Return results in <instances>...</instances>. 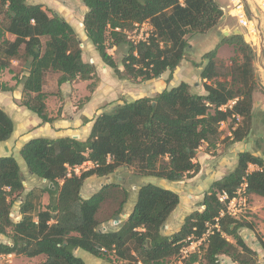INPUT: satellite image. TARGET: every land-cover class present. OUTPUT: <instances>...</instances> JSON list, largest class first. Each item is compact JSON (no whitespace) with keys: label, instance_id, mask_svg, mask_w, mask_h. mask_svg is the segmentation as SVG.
<instances>
[{"label":"trees","instance_id":"16d2710c","mask_svg":"<svg viewBox=\"0 0 264 264\" xmlns=\"http://www.w3.org/2000/svg\"><path fill=\"white\" fill-rule=\"evenodd\" d=\"M86 7L83 28L101 61L117 77L149 81L174 70L184 59L190 44L186 36L203 33L218 24L223 11L216 0H81ZM148 23L150 30L131 40L127 30ZM8 34L13 39L8 38ZM233 46L237 56L221 70L217 50ZM123 49L121 70L107 49ZM13 59L22 60L27 73L17 78L22 84L20 104L43 122L52 121L46 112L43 84L47 72L58 73L57 84L92 80L93 62L82 58L81 40L71 24L60 14L47 11L27 0H0V90L13 86L1 79L10 71ZM199 77L205 93H193L182 81L165 88L154 97H138L114 105L98 114L86 139L69 136L33 138L19 153L29 173L47 181L42 188L23 194V176L12 156H0V241L1 253L33 257L45 255L37 264H85L73 253L81 248L113 264H223L226 256L237 264H255L257 253L240 234L254 226L227 212V203L244 185L245 194L264 197V160L247 151L238 154L236 167L212 182L203 194L200 210L189 213L170 235L162 233L166 219L179 203V195L153 183L142 184L134 207L116 230L101 231L97 213L115 185L106 184L88 198L80 189L87 177L106 176L122 166H130L140 176L169 181L193 177L199 171L196 151L204 143L215 148L222 122L230 121L231 142L242 140L251 125L252 93L257 83L252 61L254 50L243 35L221 36V42L203 54ZM95 84H89L93 91ZM11 117L0 107V142L13 132ZM92 166L79 174L74 168L84 162ZM249 164L258 168L250 171ZM49 202L42 206L41 197ZM125 199L118 207L120 214ZM226 194L221 201L219 195ZM20 198V218L10 216ZM121 209V210H120ZM116 216V215H115ZM114 219V218H113ZM264 250V237L255 234ZM200 241L197 249L182 257L181 250Z\"/></svg>","mask_w":264,"mask_h":264},{"label":"crops","instance_id":"0c3cea01","mask_svg":"<svg viewBox=\"0 0 264 264\" xmlns=\"http://www.w3.org/2000/svg\"><path fill=\"white\" fill-rule=\"evenodd\" d=\"M220 6L223 9V6ZM69 23L74 28L75 32L81 40L83 60L88 61L87 56H89L90 60H93L91 62L95 64H97V62H102L94 46L88 40L84 28L82 27L76 29L72 22ZM7 36L9 39H13L12 35L8 34ZM222 46L223 44L220 46V48ZM17 63L18 60H12V65H18ZM177 68H179V66ZM104 69L106 70L107 68ZM5 72H7V70L2 73L1 79L6 82L7 85L13 86V89L10 91L0 90V107L11 117L14 127L10 138L6 141L0 142V156L12 155L18 162L21 174L23 176L24 194L32 188H42L47 185V181L45 179L38 178L29 173L26 166L23 165L25 163L21 158L19 151L27 141L38 137L55 139L66 136L84 140L90 132L95 117L103 111H109L114 105L123 103L125 97L116 96L114 94L113 88L111 87L109 89H106L105 92L102 93L103 88L107 85L103 82V80L99 81L93 91H87L86 88L90 81L74 80L71 82H63L62 84L58 85V73L47 72L42 89L43 92L47 94L45 98L46 112L49 117H52V121L43 122L35 113L20 104L22 98V84L16 83V80L12 78V76L15 75L14 73L6 76ZM26 73L27 71L25 69L24 74ZM50 74V81L49 84H47V77ZM97 76H99V74H97ZM174 77L175 73L173 72L170 81L171 86H169V88L176 86L173 83ZM117 81H119V79H116L114 83L118 84ZM236 118L237 122L240 123L241 118L239 116H237ZM238 123H234L233 127L231 128H235ZM229 125L230 121L221 123V133L215 148L208 150L206 142H204L198 148V150L196 151L195 161L199 163V171L196 175L189 178L188 183L193 184L195 181H201L202 184L206 186V188H204L206 191L213 181L222 178L224 175H226L236 167L238 154L243 151H247L252 155L258 156L264 160V91L260 89V87L256 88L252 93L251 125L248 134L242 140L231 142L229 139H226L228 137H231V128L229 127ZM91 166V162H84L82 165L77 167V174H79L82 169L85 168L84 170H86ZM120 168L122 167L116 169L115 172ZM257 168L258 167L254 164H249L248 166V169L250 171ZM140 177V179L143 181V178L149 180L148 177L153 176ZM101 178L102 176L95 175L87 177L80 189L81 197L88 198L93 193L98 191L100 187L106 185V183H104ZM122 179V176H118L119 181ZM157 179L158 180H152L149 183H153L167 189L170 187V185H168L169 183L166 182L169 180L162 178ZM142 181H140V183H137L133 193H131L128 188H126V190L128 191V199L123 205L120 214L114 216V219L111 222L108 221L109 226L106 227L109 230L118 229L121 223L130 214L136 201L138 188L142 184H145H141ZM197 190L198 189H195V191ZM48 202L49 195L45 192L42 194L41 204L42 206H45ZM181 202L182 200L179 196L178 205L171 211L165 222V226L168 228V231L163 234L170 235L173 232L177 231L181 226L183 219L189 213L194 210H200L202 208L200 203L198 208L190 209V207L185 206V204L182 205ZM19 204L20 198L18 197L13 204V211L10 214L12 219L14 220H18L20 218ZM263 207L264 198L262 196L256 194L247 195V208L249 209L250 213L261 217V219H264ZM243 233L244 232L242 229L240 231L241 236L243 235ZM242 237L247 245L257 253V261L255 264H264V250L260 247L257 241L255 242L253 235L246 233ZM0 241L4 243H10V240L3 235H0ZM198 245L196 242H192L187 247L182 257L186 256L187 253L196 250ZM73 253L76 256L80 257L85 264H87V260L90 262V264H113L112 262L97 258L89 252L78 247L74 248ZM38 256L43 257L38 258V260L34 259ZM15 258L24 259L27 257L12 254L6 264H12ZM28 258L30 264H37L45 260V255L39 254L37 256ZM220 260L223 264H237L226 256H221ZM177 261L178 260H176V262Z\"/></svg>","mask_w":264,"mask_h":264},{"label":"rangeland","instance_id":"374dc122","mask_svg":"<svg viewBox=\"0 0 264 264\" xmlns=\"http://www.w3.org/2000/svg\"><path fill=\"white\" fill-rule=\"evenodd\" d=\"M27 2L41 4L49 15L51 14V11L57 12L66 20L72 22L76 29L83 27L82 21L87 9L81 0H27ZM246 2L250 8L251 14L246 11L242 0H218L217 3L223 6V15L221 16L218 24L203 33H192L186 36L190 46L186 51L182 63L179 64V68L174 70V85H178L180 82L185 81L189 84L190 90L193 93H205L202 85L203 81L199 77V71L201 69L199 66L205 62L203 59V54L213 49L216 44L220 43L221 36H228L232 33L238 32L243 35L244 40L249 43L254 50V59L252 61V65L254 68V77L257 83L256 88L260 87V89L264 91L263 68L261 66V63L264 64V59L261 62V59L259 58V33L256 29V25L258 24L259 20L260 29L264 35V0H246ZM148 28L149 24L147 23L135 26L127 30V36L131 40L141 39L144 37V34L149 31ZM107 51L113 56L117 65L122 70L123 67L121 65V60L123 56V49L111 47L108 48ZM233 56H237V53L234 51L232 45L223 43V46L218 48L217 63L221 70L226 69L231 65V58ZM87 59L88 62L93 61L90 60L89 56H87ZM16 60H18V65H12L11 61L12 67L10 66V71L7 70V72H5L6 76L14 73L15 76L19 78L24 74L25 69L22 67V60ZM93 64L96 67V73L99 74L100 77L95 75L92 80H89V84L97 85L100 80H103V82L107 85L103 88L102 93L111 87L113 88L114 94L116 96L125 97H123L125 102H130L138 97L143 96L154 97L161 90L171 86V79L170 81H167L169 75L168 71L154 80L141 81L139 79H132L124 76L119 78L114 74L113 70L106 67L103 62H97V64ZM104 68L107 69L105 70ZM50 76L51 74L47 77V84H49ZM116 79H119V81H117L118 84L114 83ZM89 84L86 88L87 91H90L88 88ZM23 165L25 166V164ZM74 172L77 174V170H74ZM118 176H122L123 179L119 181ZM140 178V176L136 175V170L130 166H122V168L116 172L114 171L109 175L102 176L101 179L104 183H109L111 185H115L116 187L110 190L107 200L102 203L100 210L97 213V218L101 225L107 227L109 226L108 221L111 222L114 216L117 215L119 212L118 207L120 202L125 199L123 189L128 188V190L133 193L137 183L142 181ZM148 178L149 180L143 178L141 184L151 182L152 180H158L156 177ZM166 182H168V185H170V187L168 186V189L175 191L180 196L182 205L185 204V206L190 207V209H196L199 207V203L202 200L203 194L206 192L204 189L206 186L202 184L201 181H195L193 184H190L188 183L189 178L185 177L177 182ZM195 189L198 190L195 191ZM234 209L237 211L236 218L242 221L250 222L254 226V230L242 228L244 232L243 235L246 233L253 235L255 242L257 241L255 234L258 233L264 237V219H261V217L250 213L247 207L240 209L238 206H235ZM11 211H13V207ZM167 231L168 228L164 225L162 228V233ZM196 243L197 245L200 244V242ZM42 257L43 256H38L34 259L38 260V258ZM28 260V257L24 259L15 258L12 264H30ZM176 260L178 259L171 257L168 258L163 264H175ZM86 263L90 264L88 260Z\"/></svg>","mask_w":264,"mask_h":264},{"label":"built area","instance_id":"2783aa9c","mask_svg":"<svg viewBox=\"0 0 264 264\" xmlns=\"http://www.w3.org/2000/svg\"><path fill=\"white\" fill-rule=\"evenodd\" d=\"M144 24V23H143ZM148 24V23H147ZM149 30H150V25H149V28H148ZM147 35V32L144 34V37ZM78 167V166H77ZM77 167H75L74 168V170H76L77 169ZM219 199L221 200V201H223V200H225V199H227V195L226 194H221V195H219ZM235 206H238L240 209L241 208H246L247 207V194H245V192H244V185L240 188V189H238L237 190V192H236V194H235V196H233L232 198H230L229 200H228V203H227V206H226V210H227V212L230 214V215H232V216H234V217H236V214H237V211L234 209V207ZM238 211H240V210H238ZM100 230L101 231H106V230H109L106 226H104V225H101L100 226ZM201 240H198V241H194V242H200ZM192 243V242H191ZM190 243V244H191ZM188 247V246H187ZM187 247H184L182 250H181V255H183V253H185V250L187 249ZM188 254V253H187ZM186 254V255H187ZM11 255H12V253H1L0 252V264H6L8 261H9V258L11 257ZM180 260V259H179ZM178 260V261H179ZM138 264H140L139 262H138Z\"/></svg>","mask_w":264,"mask_h":264},{"label":"water","instance_id":"95a60500","mask_svg":"<svg viewBox=\"0 0 264 264\" xmlns=\"http://www.w3.org/2000/svg\"><path fill=\"white\" fill-rule=\"evenodd\" d=\"M242 2H243V5H244L246 11L249 14H251L250 8H249L246 0H242ZM256 29L258 30V33H259V58L261 59V62H262V60L264 59V35L261 32L259 20H258V24L256 25ZM235 33L238 34V32H235ZM261 66L263 68V79H264V64L261 63Z\"/></svg>","mask_w":264,"mask_h":264}]
</instances>
